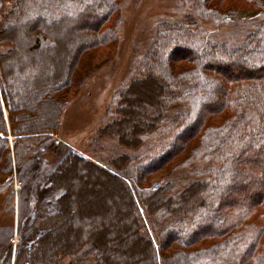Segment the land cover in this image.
<instances>
[{"label":"trees","instance_id":"trees-1","mask_svg":"<svg viewBox=\"0 0 264 264\" xmlns=\"http://www.w3.org/2000/svg\"><path fill=\"white\" fill-rule=\"evenodd\" d=\"M230 6L260 12L234 45L212 35L231 26ZM169 8L174 20L158 24L138 76L114 91L79 153L64 147L49 163L65 103L115 59L125 4L10 0L0 20V174L14 169L20 181L12 264H264V0ZM53 192L57 209L43 216ZM11 196L0 195V218ZM33 217L38 229L23 238ZM10 263L5 244L0 264Z\"/></svg>","mask_w":264,"mask_h":264},{"label":"rangeland","instance_id":"rangeland-1","mask_svg":"<svg viewBox=\"0 0 264 264\" xmlns=\"http://www.w3.org/2000/svg\"><path fill=\"white\" fill-rule=\"evenodd\" d=\"M118 1L125 4L126 30L122 37L120 36L121 42L119 48L116 50L117 53H114L115 55L113 54L115 59L100 70L99 74L88 83L85 91L81 95L71 97L69 102L67 101L65 103V105L68 106L65 108V112H67H64L59 129L56 132V135L53 136V154H50L47 158L49 163H54V158L55 161L60 159V153L64 150V147L73 150L70 145H74V151L79 153V146H82V141L86 139L88 133L95 129L102 120L114 91L118 86L131 80L135 76V73H137L138 76V72H136V61L138 57L144 54L150 43L153 41L158 24L161 22H172L174 20L173 16L168 14L166 10L171 9L169 6L172 4V0ZM179 6L182 7L183 10L187 9L184 1H180ZM9 8L10 0H0V20L9 11ZM259 13L258 10L237 9L234 6L227 7L224 10L225 22H227V24L230 22L231 26H216L215 31L212 33L214 39L217 41H226L234 37L233 40H231V42L233 41L232 45L240 43L245 32V23H247L246 25H253L258 21ZM238 24L242 25L234 28V25ZM207 28L209 29L208 26ZM6 49L7 46L0 45V53ZM107 57H109L108 52L100 53L96 57V61L101 62ZM175 111L180 113L181 109H179L178 106H175L173 112ZM3 115L6 116L5 111H3ZM9 141L11 143V138ZM37 163L40 162L38 161ZM179 173L188 174L189 170ZM13 177L16 179V187H14L12 180ZM175 178L177 179V184L174 187L179 190L181 189V184L185 183L187 179L183 177L182 174L175 176ZM26 182V185L30 187L32 181L26 180ZM153 183H158V181L152 182L151 185ZM19 187L20 181L16 176L14 169L8 176L0 174V195L5 200L8 199L9 194H12L4 209V215L0 218V249L5 244H8L11 248L10 264L13 263L16 244L21 239L20 234H17V215L15 210V207H17L16 198ZM38 188L39 187L37 186L33 187V189ZM68 188L69 191L73 189L70 186H68ZM54 191L56 192V190ZM22 198H25V193H23ZM39 205L42 207L43 216H46L48 212H54L57 209L54 192L51 195L46 196ZM24 211L27 212L26 205L24 206ZM13 226L15 227L14 233L12 232ZM34 226L38 229V222H35V217H33L28 224L24 225L25 231H23L24 234L21 233L22 237L26 238L28 235L27 232L29 230L33 231ZM68 261L69 259L65 258L62 264H65ZM88 264L94 263L91 261Z\"/></svg>","mask_w":264,"mask_h":264},{"label":"built area","instance_id":"built-area-1","mask_svg":"<svg viewBox=\"0 0 264 264\" xmlns=\"http://www.w3.org/2000/svg\"><path fill=\"white\" fill-rule=\"evenodd\" d=\"M12 180H13V183H14V187H16V179H15V177H13ZM151 188H152V189L157 188V183H153V184L151 185Z\"/></svg>","mask_w":264,"mask_h":264},{"label":"crops","instance_id":"crops-1","mask_svg":"<svg viewBox=\"0 0 264 264\" xmlns=\"http://www.w3.org/2000/svg\"><path fill=\"white\" fill-rule=\"evenodd\" d=\"M70 147L74 150V147H75V146H74V145H72V146L70 145Z\"/></svg>","mask_w":264,"mask_h":264}]
</instances>
